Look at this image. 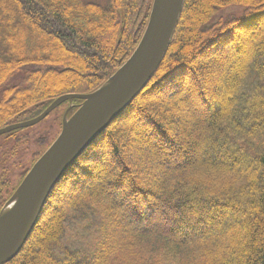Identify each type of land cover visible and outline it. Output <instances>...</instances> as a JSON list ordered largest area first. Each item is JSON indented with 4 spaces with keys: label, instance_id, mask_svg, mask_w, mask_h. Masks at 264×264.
Returning <instances> with one entry per match:
<instances>
[{
    "label": "trees",
    "instance_id": "16d2710c",
    "mask_svg": "<svg viewBox=\"0 0 264 264\" xmlns=\"http://www.w3.org/2000/svg\"><path fill=\"white\" fill-rule=\"evenodd\" d=\"M102 1L0 0V128L36 117L60 95L95 90L130 56L152 0ZM230 7H240V14L222 13ZM258 19H264V0H185L151 79L70 165L25 244L3 264H264V41L246 45L243 38L249 23ZM212 46L242 62L235 63L239 66L229 96L214 100L217 111H212L213 94L204 85L205 71L192 61L196 48L203 54ZM246 52L258 60L251 67L243 60ZM80 102L72 99L70 104ZM184 104L199 114L189 113L186 127L163 118L164 111L178 105L186 110ZM131 121L140 124L136 132L152 149L162 152L165 147L173 157L178 147L182 162L152 159L158 180L149 170L148 176L142 172L141 166L147 168L142 159L151 157L126 150L119 136L128 122V129H135ZM178 131L196 139L198 150L206 145L218 158L240 162L189 155L176 145ZM14 132L23 143L32 138L43 142L44 134L36 131ZM100 170L103 183L80 191L84 176ZM6 171L0 172V194ZM217 209L244 216L241 239L215 235V230L188 233L202 222L211 227ZM122 215L130 225L107 233Z\"/></svg>",
    "mask_w": 264,
    "mask_h": 264
},
{
    "label": "water",
    "instance_id": "95a60500",
    "mask_svg": "<svg viewBox=\"0 0 264 264\" xmlns=\"http://www.w3.org/2000/svg\"><path fill=\"white\" fill-rule=\"evenodd\" d=\"M185 0H153L142 36L126 61L98 88L66 93L36 117L0 128V135L32 126L65 101L80 99L62 116L60 132L37 158L0 210V264L20 251L50 192L70 165L143 89L162 61ZM70 109V107L68 108Z\"/></svg>",
    "mask_w": 264,
    "mask_h": 264
},
{
    "label": "rangeland",
    "instance_id": "374dc122",
    "mask_svg": "<svg viewBox=\"0 0 264 264\" xmlns=\"http://www.w3.org/2000/svg\"><path fill=\"white\" fill-rule=\"evenodd\" d=\"M98 1V0H97ZM102 1V0H101ZM107 0H103L102 3H106ZM232 11L233 13L240 14L241 8L240 7H230L226 10H224L222 13L230 12ZM256 20H252L249 24L251 27H249L247 32L249 33H242L243 38L245 37V40L247 41L246 45L249 43L254 42L256 46L258 45L256 42H259L261 39L264 41V19L260 20L258 19L257 24ZM192 29L196 28V26H191ZM242 40V39H241ZM241 45H243V41H240ZM224 44V42L222 43ZM199 48H196L195 51H193L194 54H192L193 62H195L200 71L202 72L203 70L205 71L203 75L205 76V81L204 85H208L210 88V91H212L213 94V99H210L211 102H213V108L212 111H217L220 110V106L216 105L214 100H219L222 101L225 99L226 95L229 96V91H228V85L232 81L233 74H234V69L237 68L239 65L235 63H242L236 62V60H233V58L228 54V58L226 57V53H224L221 50H215L216 46L209 47L206 50L211 49L210 51H204L203 54L201 52L203 51L202 49L198 51ZM167 51V50H166ZM212 51V52H211ZM200 52V54H198ZM166 53V52H165ZM197 54V56H195ZM210 55V56H209ZM210 57V58H208ZM227 59L226 62L221 63L220 61L223 60V58ZM208 59H215L217 63L213 62H208L206 60ZM230 61H229V60ZM247 62V65L249 67L252 66V63L254 61H258L256 58H254L253 53L246 52L243 55V60ZM74 70V69H72ZM71 70V71H72ZM213 82V83H212ZM69 105L70 102L68 101L67 103L64 102V104L58 105L55 109H53L43 120L39 121L38 123L25 127V128H20L21 132L24 133H32V132H38L39 135L44 134V137L42 139V143H37L36 138H32L28 140L26 143H23L22 140H20L18 137H15V135H18V132H14L16 130H12L10 132L4 133L0 135V172L2 169L6 168L8 171H6V179L7 183L4 184V187L2 188L1 194H0V210L4 204V202L9 198V193L11 190L16 186L24 172L31 166L32 162H34L39 155L46 150V148L50 145L52 140L58 135L60 131V122L63 116V113L66 110H69ZM165 105H168L165 103ZM175 105V104H174ZM182 107V106H181ZM186 110L180 109V106L178 105L176 109L174 108L173 111H170L171 109L163 112L164 114V119H166L168 122H170L172 125H175L176 127L183 125L186 127L185 119L187 118V115L189 113H195L194 111L190 110L186 105H183ZM180 109V110H179ZM188 109V110H187ZM72 112V110L68 111V115ZM166 115V116H165ZM199 115V114H198ZM130 119V118H129ZM131 120V119H130ZM131 125H135V129L131 130L128 129L130 124L126 126H122L123 128L120 129V138L125 140V148L126 150H129L131 152H140L142 155V152L145 155H149L151 158L148 160H144V165L147 164L146 166H141L142 172H144L148 176L147 170H149V176L153 177L155 180L160 179L161 175L157 171L155 172V166L151 161L152 159H164V158H170L171 161H175L174 159H178L177 162H182V158H180V152H178V147L173 149L172 151V156L170 157L171 153L170 150L164 147V150L161 152V150H157L156 148H151L152 145L150 141H146L143 139V137L139 136L136 132V129L138 128L140 130V124L137 126V124L134 121H131ZM202 126L200 127L202 130L203 138H205L207 141H209L208 136H206V125L201 124ZM14 132V133H12ZM57 134V135H56ZM174 136V135H173ZM176 141V145L180 146L182 151L188 153L189 155H200V157H203L207 160H212V161H217V162H224V163H231L233 161L240 162L239 159H232L229 157H219L208 147V146H203L200 147V150H198L197 147H195L193 144L196 141V139H192L191 137H185L182 131H178V134L176 135V138L173 137ZM154 143V142H153ZM102 145V144H101ZM145 151V152H144ZM169 156V157H168ZM114 157H110V160H112ZM169 160V161H170ZM93 164V162H91ZM244 165V163H243ZM245 168L247 167V164L244 165ZM160 167L164 168V166L161 164ZM159 167V168H160ZM150 168V169H149ZM152 169V175L150 170ZM68 170V169H67ZM105 170V169H104ZM102 171L97 172L96 175L93 177L91 176H84L87 178L82 179L83 185L80 187V191L84 190H89L90 188L103 183L102 178L100 174ZM65 175V174H64ZM63 175V176H64ZM154 175V176H153ZM62 176V177H63ZM61 177V178H62ZM60 178V179H61ZM149 180H151L149 178ZM119 191V189H116ZM117 199V197H116ZM221 208V207H220ZM113 212V211H112ZM250 212V211H249ZM248 212V213H249ZM250 214V213H249ZM126 215V214H125ZM125 215L115 217L113 222L108 225L106 228V232L110 233L111 231H116V232H122L127 226L130 225L129 219L126 218ZM244 217V216H243ZM242 214L234 211V210H226V209H217L215 213L213 214L212 218L210 219L211 227L208 226L207 223H200L198 228H196L192 232H188L189 234L193 235L195 232H200V233H208L210 234L212 231L216 232L214 233L215 235L218 236H226L228 233L229 235L233 234L235 238L240 237V239L245 235V223L243 221ZM195 235V234H194ZM233 237V238H234ZM28 239V238H27ZM111 237L107 235L104 240L106 243L110 241ZM26 242V241H25ZM25 244V243H24ZM77 261V260H76ZM8 262V261H7ZM70 262V261H69ZM6 263V262H4ZM3 264V263H2ZM63 264H69L68 262H63Z\"/></svg>",
    "mask_w": 264,
    "mask_h": 264
},
{
    "label": "bare ground",
    "instance_id": "6f19581e",
    "mask_svg": "<svg viewBox=\"0 0 264 264\" xmlns=\"http://www.w3.org/2000/svg\"><path fill=\"white\" fill-rule=\"evenodd\" d=\"M55 187V186H54ZM50 195V194H49Z\"/></svg>",
    "mask_w": 264,
    "mask_h": 264
},
{
    "label": "flooded vegetation",
    "instance_id": "af4514ba",
    "mask_svg": "<svg viewBox=\"0 0 264 264\" xmlns=\"http://www.w3.org/2000/svg\"><path fill=\"white\" fill-rule=\"evenodd\" d=\"M68 114V113H67Z\"/></svg>",
    "mask_w": 264,
    "mask_h": 264
}]
</instances>
